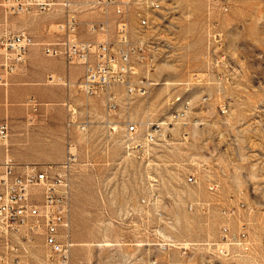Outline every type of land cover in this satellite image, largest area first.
Masks as SVG:
<instances>
[{
	"label": "rangeland",
	"instance_id": "obj_1",
	"mask_svg": "<svg viewBox=\"0 0 264 264\" xmlns=\"http://www.w3.org/2000/svg\"><path fill=\"white\" fill-rule=\"evenodd\" d=\"M3 1L0 31L27 28L40 36L57 29L52 13L8 14ZM162 1L165 20L149 32L154 47L139 71L146 93L129 96L115 87L120 105L109 113L104 94L50 84L75 93L60 101L34 99L36 109L27 99L24 118L29 128L61 129L64 156L30 163L57 166L69 147L77 155L71 264H264V0ZM79 19L86 27L107 19L113 36L118 15L110 7ZM127 20L138 38L133 9ZM87 31L81 27V36ZM69 98L73 119L90 121L85 130L67 125ZM106 119L115 121V131ZM127 121L137 125L133 139ZM151 126L156 137L147 140ZM27 148L43 151L34 141ZM224 225L237 231L246 225L250 249L234 246L228 257L219 255L213 244ZM28 249L30 258L48 256L42 236Z\"/></svg>",
	"mask_w": 264,
	"mask_h": 264
},
{
	"label": "built area",
	"instance_id": "obj_2",
	"mask_svg": "<svg viewBox=\"0 0 264 264\" xmlns=\"http://www.w3.org/2000/svg\"><path fill=\"white\" fill-rule=\"evenodd\" d=\"M3 5L8 14L14 15L52 13L56 16L57 29L53 31V39L39 41L25 28L11 31L4 27L0 31V86L8 87L11 76L27 65L30 48L40 46L46 56L61 57L68 65L83 66L78 80L50 73L49 84L76 85L88 96L104 94L109 113L116 112L120 105V91L115 87H124L129 96L146 93V87L139 80V71L149 65V51L154 47L155 41L149 32L159 29L165 20L162 0H4ZM110 7H114L118 15L114 35L108 36L110 22L104 19L88 21L87 29L95 37H82L79 14L96 9L108 13ZM132 9L139 18L138 38L132 36L133 26L127 20ZM100 34L104 35L101 39L97 36ZM29 101L36 109L34 98ZM65 104L69 111L67 125L85 130L90 121L74 120L75 106L71 102ZM105 122L112 131L116 130L114 120L106 119ZM136 126L127 121L129 139L134 138ZM153 126L145 135L147 140L156 137L157 129ZM10 133L9 120H0V145L4 146L0 152V264H71L73 242L68 238L71 175L77 155L69 147L65 160L57 166L18 163L10 152ZM188 180L196 182V176L189 175ZM217 188L214 182L209 185L212 192ZM229 213L234 214L235 210L230 209ZM37 236L43 237L48 251L45 260L29 257L28 247L36 242ZM213 245L224 257L232 254L234 246L248 251L251 241L246 225L238 231L229 225L222 226L220 240Z\"/></svg>",
	"mask_w": 264,
	"mask_h": 264
},
{
	"label": "crops",
	"instance_id": "obj_3",
	"mask_svg": "<svg viewBox=\"0 0 264 264\" xmlns=\"http://www.w3.org/2000/svg\"><path fill=\"white\" fill-rule=\"evenodd\" d=\"M81 27L82 31H87L86 23L81 24ZM34 36L39 41H48L54 38L52 33ZM84 38H93V35L87 33ZM28 58L27 65L11 76L10 85L6 88L0 86V120L7 118L11 124L9 145L10 152L16 162L60 161L64 156L61 147L63 142L61 129L45 124L34 128L27 127L26 118H24L26 115L25 102L29 98L40 99L43 102L60 101L65 99L69 93H75L73 89L68 93L64 88L66 86L62 87L63 85L51 86L47 82V77L50 73H59L76 81L78 80L77 73L81 72V76L83 74V66L68 65L61 57L46 56L40 46H32L28 52ZM70 99L66 102H71ZM42 110L50 111L47 108ZM49 117L52 118V114ZM32 141L43 147L41 155L35 154L30 148L26 149L27 146L31 147ZM53 143L59 145L57 150L52 148ZM3 149L4 146L0 145V152ZM1 158L2 155H0Z\"/></svg>",
	"mask_w": 264,
	"mask_h": 264
}]
</instances>
